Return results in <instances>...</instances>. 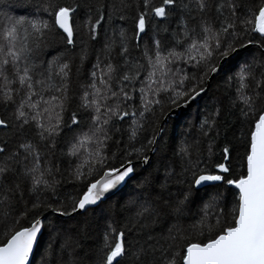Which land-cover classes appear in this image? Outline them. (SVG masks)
Returning <instances> with one entry per match:
<instances>
[{"label":"snow or ice","instance_id":"obj_1","mask_svg":"<svg viewBox=\"0 0 264 264\" xmlns=\"http://www.w3.org/2000/svg\"><path fill=\"white\" fill-rule=\"evenodd\" d=\"M0 129V264H264V0H0Z\"/></svg>","mask_w":264,"mask_h":264},{"label":"trees","instance_id":"obj_2","mask_svg":"<svg viewBox=\"0 0 264 264\" xmlns=\"http://www.w3.org/2000/svg\"><path fill=\"white\" fill-rule=\"evenodd\" d=\"M68 2H71V0H68ZM213 87L215 88V85H213ZM209 95H211V93H209ZM204 113L205 98H200L194 102L185 112L179 114L177 117H170L166 125L168 130V136L166 139L170 141V147H176L180 141L185 138L186 134L189 140L195 138L197 136V129L201 120L203 119ZM7 131V129H0V139L5 138V133ZM66 175L67 173H65V176ZM133 183L134 182L130 181L128 186L123 189L122 192L118 193L117 196L112 197V199L126 198L133 187ZM72 191L73 189L70 183H63L60 188L61 194ZM46 239L47 232L45 233V240ZM41 243L43 244L44 241Z\"/></svg>","mask_w":264,"mask_h":264},{"label":"water","instance_id":"obj_3","mask_svg":"<svg viewBox=\"0 0 264 264\" xmlns=\"http://www.w3.org/2000/svg\"><path fill=\"white\" fill-rule=\"evenodd\" d=\"M199 99H200V98H199ZM193 103H194V102H193ZM193 103H191L190 106H191ZM190 106H182V107H180V108H175V109H173L172 112L169 114V118H170V117H177L179 114L185 112ZM169 118H168V120H169ZM168 120H167V122H168Z\"/></svg>","mask_w":264,"mask_h":264}]
</instances>
